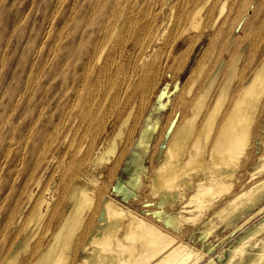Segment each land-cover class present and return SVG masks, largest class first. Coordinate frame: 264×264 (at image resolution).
Wrapping results in <instances>:
<instances>
[{"label": "bare ground", "instance_id": "6f19581e", "mask_svg": "<svg viewBox=\"0 0 264 264\" xmlns=\"http://www.w3.org/2000/svg\"><path fill=\"white\" fill-rule=\"evenodd\" d=\"M250 3L69 2L0 112L22 129L0 136V264H264L259 29L242 69V49L225 54ZM225 230L243 235L224 261L206 248Z\"/></svg>", "mask_w": 264, "mask_h": 264}, {"label": "rangeland", "instance_id": "374dc122", "mask_svg": "<svg viewBox=\"0 0 264 264\" xmlns=\"http://www.w3.org/2000/svg\"><path fill=\"white\" fill-rule=\"evenodd\" d=\"M70 1L71 0H63L59 5L58 0H0V112L3 107L15 99L13 93L15 90L16 81L18 79V66L16 65L18 58L20 55H22V53L27 52L29 49H31V52L35 46L39 47L42 43L51 41L56 33L61 31L59 30L60 18L68 9L67 6L69 5ZM259 1L264 2V0H251V3L242 12L241 25L239 24L238 27H236L233 31L237 37L241 35V45L239 46L238 44L236 46L232 44L228 52L225 53L226 59H228L231 56V53L235 52L236 48H238L236 50L237 52L242 49L241 69L244 66V61L248 57L250 51L249 49L251 48V43L254 39L255 30L259 29L258 41L262 42V40H264V6L261 5L262 8L259 9V12H254V8L256 7L254 4L255 2ZM82 4L83 1L78 2L77 5L79 9H81L79 5ZM49 22L50 25H48ZM258 24L261 26L259 27ZM208 42L209 38L207 35H205L194 45V50L190 57L189 63L181 73L182 79L188 75L191 67L205 49ZM236 42L237 40L235 43ZM223 45L224 42H221V40L217 38H213L211 40L209 53L214 59L219 56L220 52H222ZM233 45L235 48H233ZM244 45H246V49H243L245 47ZM251 67L252 63L249 65V68ZM242 75L243 73L241 72V76ZM182 79L181 81H183ZM166 80H168V78ZM165 84V82L162 84L161 89L165 87ZM174 88L175 87H172L171 91L169 92V97H163L164 103H167L169 98L174 97ZM139 131L140 127L137 132V136ZM8 132H11V136L13 137H17L22 133L20 125L16 124L11 116H7L4 125L0 129V136L6 135ZM155 139L156 136L154 137L153 131L151 132L150 136V142L152 141V145L155 143ZM144 161L147 162L146 159ZM122 174V179L125 181L127 179L126 175L125 173ZM236 234L237 231L229 232L228 230H225L222 233V236L227 238L225 243L223 245H218L215 247L213 246L212 248L208 247L206 248V252L209 253V255L214 256L219 250L223 248L225 251L223 253L222 260L224 259L225 261L228 258L229 248H233L238 245L239 238L243 235L240 234L237 236V238H235ZM188 237L189 236L187 235V238ZM222 260L220 262H224Z\"/></svg>", "mask_w": 264, "mask_h": 264}]
</instances>
